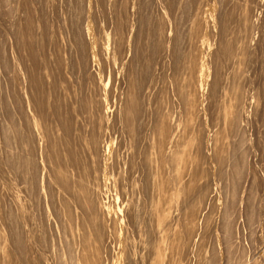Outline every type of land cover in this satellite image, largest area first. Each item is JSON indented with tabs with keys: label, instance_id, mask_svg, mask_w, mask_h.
Returning a JSON list of instances; mask_svg holds the SVG:
<instances>
[{
	"label": "rangeland",
	"instance_id": "rangeland-1",
	"mask_svg": "<svg viewBox=\"0 0 264 264\" xmlns=\"http://www.w3.org/2000/svg\"><path fill=\"white\" fill-rule=\"evenodd\" d=\"M0 264H264V0H0Z\"/></svg>",
	"mask_w": 264,
	"mask_h": 264
}]
</instances>
